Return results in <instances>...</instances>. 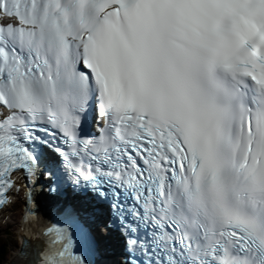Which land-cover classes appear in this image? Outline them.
<instances>
[{"label":"snow or ice","instance_id":"1","mask_svg":"<svg viewBox=\"0 0 264 264\" xmlns=\"http://www.w3.org/2000/svg\"><path fill=\"white\" fill-rule=\"evenodd\" d=\"M13 200L22 264H264V0H0Z\"/></svg>","mask_w":264,"mask_h":264},{"label":"bare ground","instance_id":"2","mask_svg":"<svg viewBox=\"0 0 264 264\" xmlns=\"http://www.w3.org/2000/svg\"><path fill=\"white\" fill-rule=\"evenodd\" d=\"M8 212V211H7ZM17 215V212L12 211L10 217H14ZM18 223V222H17ZM1 233V232H0ZM5 264H22V261L19 259L18 255L16 252H13L9 256V260Z\"/></svg>","mask_w":264,"mask_h":264}]
</instances>
